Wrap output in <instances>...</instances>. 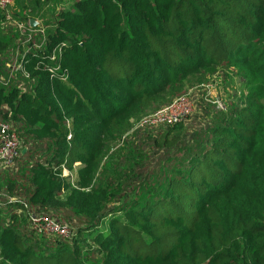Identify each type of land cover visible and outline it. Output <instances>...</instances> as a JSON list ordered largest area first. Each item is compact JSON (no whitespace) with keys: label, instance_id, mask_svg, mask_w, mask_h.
<instances>
[{"label":"trees","instance_id":"1","mask_svg":"<svg viewBox=\"0 0 264 264\" xmlns=\"http://www.w3.org/2000/svg\"><path fill=\"white\" fill-rule=\"evenodd\" d=\"M24 1L15 17L41 14L40 0ZM70 6L22 60L28 78L0 84V122L19 139L0 171V264H264V0ZM15 37L0 29V79ZM220 70L245 82L237 103L180 139L158 136L149 164L104 169L132 119ZM74 164L70 185L61 169ZM24 205L65 223L70 239L20 229Z\"/></svg>","mask_w":264,"mask_h":264},{"label":"rangeland","instance_id":"2","mask_svg":"<svg viewBox=\"0 0 264 264\" xmlns=\"http://www.w3.org/2000/svg\"><path fill=\"white\" fill-rule=\"evenodd\" d=\"M22 1V0H20ZM74 0H50L47 4L46 14H49V18L46 19L44 27L48 28L54 18V10L56 8L60 10L72 9L70 6ZM22 3V2H21ZM44 3H42L43 5ZM46 6V5H45ZM18 40L17 37L14 38L15 43ZM227 75H223L222 71H218V74L210 76L202 84L204 87L197 85L194 88H191L187 91L188 97L191 100V108L189 113L183 118L182 121L177 123L179 126H172L167 128H143V129H134L136 120L132 119L131 128L128 132L127 144L122 147L118 145V142H114L103 156L104 169L109 170L113 165L116 167V170L127 171L131 167L132 162L136 163L137 161L144 160V164H149L151 154L154 150L153 141L158 139V136H163L164 134L168 135V138L174 136L180 139L189 131H194L201 127V124L205 123L207 120V115H217L218 113H224L225 109L229 107L231 103H237L240 99V96L245 91V82L243 79L235 74L233 71H226ZM79 168L78 164H74L71 170L65 169L61 173L60 178L64 179L68 184L73 183L74 172ZM16 185H19V177H14ZM69 185V186H70ZM2 196L3 194L0 193ZM132 196L129 195V198ZM62 201V198L59 201ZM59 202V204L61 203ZM115 202V201H114ZM118 206V205H117ZM115 207V206H113ZM112 205H105L104 212L105 214L113 209ZM48 213V212H47ZM59 213V212H57ZM64 215V213H60ZM17 222L20 224V229L23 231L26 230V214L22 209L19 212L15 213ZM65 216V215H64ZM65 218V217H64ZM5 219L8 217L5 215ZM66 220V218H65ZM67 221V220H66ZM81 245H86L89 248H94V245L85 243ZM86 264V263H85Z\"/></svg>","mask_w":264,"mask_h":264},{"label":"built area","instance_id":"3","mask_svg":"<svg viewBox=\"0 0 264 264\" xmlns=\"http://www.w3.org/2000/svg\"><path fill=\"white\" fill-rule=\"evenodd\" d=\"M13 13L14 0H0V29L2 31L12 30L18 38L15 44H19L18 48L8 54L4 65V76L0 79V84L3 86L11 83L14 79L17 80V75H20L22 79L28 78V74L23 68L22 60L27 56L28 52L40 49L42 44L45 43L44 28L31 27L28 20L21 21ZM58 50V47H56L55 51L53 50L50 53L48 61H55ZM53 69L56 71L58 66ZM62 79H65V77ZM200 87H204V85L201 84ZM188 96L186 92L184 95L172 100L169 105L141 117L134 125V129L165 127L179 123L189 113L191 108V100ZM18 145L19 139L16 134L11 131L6 123L0 122V171L13 167ZM64 170L62 168L61 173ZM7 199L9 200L10 198ZM23 210L26 214V229L34 236L48 239H70L71 232L65 223L55 217H51L49 214L36 212L26 205L23 206Z\"/></svg>","mask_w":264,"mask_h":264},{"label":"crops","instance_id":"4","mask_svg":"<svg viewBox=\"0 0 264 264\" xmlns=\"http://www.w3.org/2000/svg\"><path fill=\"white\" fill-rule=\"evenodd\" d=\"M49 1L50 0H47V1L46 0H40V2H39V8H41L40 10H42V11H41V14L39 16L34 17L35 11H33L34 12L33 13V17L34 18H31L33 20V27H40V28L42 27V28H44V30H46V27H44L43 25L45 24L46 19L49 18V16H50L49 14H46L47 5H49L47 3ZM18 2L20 4L22 1H19L18 0ZM42 3H44V4L42 5ZM25 4H26V0L23 2V5H25ZM14 7H16V8L19 9V7L17 6V4L16 5L14 4ZM28 8H31V5H28ZM57 10H58V8H56L54 10V14H55V12ZM27 11L29 12V10H27ZM2 178H3V176H1V174H0V180H2Z\"/></svg>","mask_w":264,"mask_h":264},{"label":"water","instance_id":"5","mask_svg":"<svg viewBox=\"0 0 264 264\" xmlns=\"http://www.w3.org/2000/svg\"><path fill=\"white\" fill-rule=\"evenodd\" d=\"M28 22H29L30 26L33 27V20L29 19Z\"/></svg>","mask_w":264,"mask_h":264}]
</instances>
